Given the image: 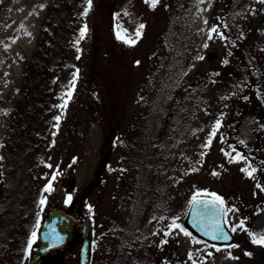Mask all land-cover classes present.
Instances as JSON below:
<instances>
[{
  "label": "rangeland",
  "instance_id": "obj_1",
  "mask_svg": "<svg viewBox=\"0 0 264 264\" xmlns=\"http://www.w3.org/2000/svg\"><path fill=\"white\" fill-rule=\"evenodd\" d=\"M165 1L158 0L153 10L150 0H91L84 16L87 0H0V154L7 146H40L31 173L40 184L52 185L50 192L41 191L30 221L24 209L19 210L24 216L14 217L16 226L7 236L13 242L11 252L25 234L26 250L21 261L3 264H29L39 244L42 219L53 206L66 210L74 206L81 220H90V264H263L253 251L263 249L264 244L251 245L250 234L258 238L264 233V108L252 112L249 105H242L259 98L264 103V0H195L194 55L182 71L178 89L186 122L178 124L169 146H151L152 160L143 162L138 149L142 146L138 143L140 128L153 98L151 87L160 77L154 72L162 52L157 38L150 35L155 23L164 25V19L158 15L153 19L152 13L161 12ZM176 1L186 4L190 0ZM111 2L115 13L128 5L141 12L144 27L138 30L142 39L136 47L124 42L128 51L123 55L114 47L117 60L111 63L101 57V66H97L92 62V46L97 35L105 41L111 32L112 17L105 15V25L101 21ZM52 7L60 16H54L57 22L54 19L49 25ZM224 23L235 33L229 39ZM85 24L87 32L81 39ZM39 41L44 44L41 59L47 58L46 76L43 80L40 75L44 86L30 95L25 78ZM244 66L258 79L250 73L245 81L247 73L238 72ZM196 74L208 76L204 90L187 86ZM43 92L49 103L40 102ZM34 112L39 117L36 124ZM16 116L25 119V127L20 125L15 140L12 134L19 131L13 129ZM235 119L241 133L249 131V142L254 145L231 146L225 140L228 124ZM217 121L220 126L208 145ZM100 163L103 170L97 182ZM242 169L255 172L249 176ZM59 181L64 186L56 191ZM197 192L208 197L215 193L223 199L230 231L243 221L242 228L231 231L230 243L208 241L186 224L189 204ZM1 198L0 202L7 200V196ZM25 219L27 227L22 228ZM174 219L192 235L170 228ZM80 242L77 236L73 243L52 250L42 264H78ZM243 245L248 246L249 255L240 249Z\"/></svg>",
  "mask_w": 264,
  "mask_h": 264
},
{
  "label": "trees",
  "instance_id": "obj_2",
  "mask_svg": "<svg viewBox=\"0 0 264 264\" xmlns=\"http://www.w3.org/2000/svg\"><path fill=\"white\" fill-rule=\"evenodd\" d=\"M151 2V0H150ZM57 3V2H56ZM158 3L154 7L155 10L158 7ZM175 5L177 6L175 8ZM163 10L161 12L152 13L153 19L154 17H161L164 19V25L157 26L155 23V29L152 28L151 32L153 37H156L157 45L162 49L160 53L161 60L160 62L155 61V66L157 69L154 73L160 74L158 81L154 84L151 96H153L152 101L148 103L149 106L145 108V121L141 125V136L138 143L142 144V146H138L139 151L141 152L143 162L152 160L151 158V146L168 145L173 138V134L176 131V127L182 121L186 122V119L183 114V106L184 100L181 97L182 92H178L179 87L181 86L182 79V71L185 69L186 65L190 62L191 57L194 55L191 50L195 41V29L193 27V17H194V6L195 0H190L188 3H184V1H172L166 0L165 3L162 4ZM135 6L128 5L126 7H120L118 13L114 12V6L111 3H108L103 11L101 21L105 25V15H110L112 20L111 24V32L102 40V37L99 38L98 35L95 37L94 45L92 46V62L96 63V65H100L102 63L101 57L107 59L111 62L113 60H117L113 58L116 57V54L112 49L114 47H118L122 55L128 51V49H124V42H128L129 46L138 45V42L141 41L140 35L137 36L138 28L141 24V12L137 9H134ZM222 10V3L221 9ZM220 10L216 11L219 13ZM215 13V16H216ZM53 15V16H51ZM57 15L55 7H52L50 10V14L47 16L48 24L51 25L52 20H54V16ZM60 15L58 14L56 18ZM125 17H130L131 20L125 21ZM119 21V26L116 27V22ZM56 19L54 23H56ZM211 25H214L213 23ZM217 25V24H215ZM225 34L228 39L234 35V31L228 26V23H224ZM150 31L148 29L147 34ZM44 44L39 41L38 47L36 48L32 60L28 65L27 74L25 78V87L26 91L30 92V95L36 91L37 88H42L44 85L40 83L39 77L42 74L43 80H45L46 74H44V65L47 67L46 59H41V52L43 51ZM156 48V45L154 46ZM57 56V55H56ZM68 61V59H67ZM153 61V60H152ZM112 63V62H111ZM52 66V65H51ZM248 67L244 66L240 73L246 74L243 75L245 81H248L251 73L253 77L256 76V73H252L251 69L248 71ZM231 71L235 74L238 72L234 71L231 68ZM52 75V74H50ZM54 75V74H53ZM52 75V77H53ZM111 75H113L111 73ZM53 78H56L54 76ZM208 76L198 75L194 76L193 81L187 83V86H193L192 88L198 90L200 88L205 89L207 85ZM250 80V79H249ZM253 91H256V86L251 85ZM194 90V91H195ZM253 98H256V95L253 94ZM40 102L49 103L50 98L46 97L45 92L39 94ZM251 97V95H250ZM260 100V98H259ZM256 100H249L246 104L249 105L252 112L261 111L264 108V103ZM23 100L19 102V105L23 107ZM42 106V104L40 103ZM35 118L33 119L34 124L37 123L39 117L34 112ZM17 124L14 125L13 129H19L16 133L12 134L14 139H17V135L21 133V127L25 123V119L17 118ZM33 121L32 124H33ZM237 119L235 122L228 124V136H225V140L229 141L228 143L231 146H251L254 145L249 142L250 133L248 130H244L241 133L240 123L237 128ZM25 127V124H24ZM28 132V130H26ZM21 138L20 142H24ZM19 142V141H18ZM40 146H7L3 154H0V160L2 161L0 164V198L4 195L7 196V200L0 202V264L4 262L13 261H21L24 257V253L27 245V236L24 235L21 242L14 246V250L11 252V245L13 242L7 239L9 235V229H12L16 226L14 222V217H22L24 213H20L19 210H25L29 215L28 218H32V213L34 209L38 208V199L41 197V191H43L46 187V183L40 184L35 177L32 176L34 168L32 166L36 162L35 158H37V153H40ZM247 149V148H246ZM15 159H18L17 163ZM258 160H256V164ZM255 164V165H256ZM19 178V181L17 179ZM32 190V192H31ZM13 198V200L9 203V201ZM2 200V198H1ZM8 202V203H7ZM25 219V224H21L22 228L27 227ZM16 234V233H15ZM19 236V235H18ZM253 245V242L250 243ZM248 246L243 245L240 247L244 253L249 252L247 249ZM254 253H256L259 259L263 261L264 264V248H254ZM8 253H11L10 257L4 259V256Z\"/></svg>",
  "mask_w": 264,
  "mask_h": 264
},
{
  "label": "water",
  "instance_id": "obj_3",
  "mask_svg": "<svg viewBox=\"0 0 264 264\" xmlns=\"http://www.w3.org/2000/svg\"><path fill=\"white\" fill-rule=\"evenodd\" d=\"M62 186V182L60 181L55 190L59 191ZM197 199L201 201H210L213 198L207 196H198ZM213 219L214 218L212 214L205 210L202 205L194 206L190 203L186 215L187 225H189L197 234L210 241L219 243L230 242L233 238V235L226 226V223H222V226L230 239L213 240L209 235H205V231L202 230V228L210 231L212 227L211 221ZM223 219L225 220V216ZM76 226L77 219L72 213L57 206L50 207L42 220L39 230V245L36 251L31 253L29 264H42L44 254L48 253L53 248H60L67 243L72 242L74 240ZM89 231V221L86 220L82 224V233L84 238L80 246L78 264H89Z\"/></svg>",
  "mask_w": 264,
  "mask_h": 264
},
{
  "label": "snow or ice",
  "instance_id": "obj_4",
  "mask_svg": "<svg viewBox=\"0 0 264 264\" xmlns=\"http://www.w3.org/2000/svg\"><path fill=\"white\" fill-rule=\"evenodd\" d=\"M145 2H149V0H145ZM158 3V0H151V4H152V7H155L156 4ZM91 8V0H87V7L85 9V11L83 12V15L86 16L87 13H88V10H90ZM205 23H207V21H205ZM140 29H143L144 25H140L139 26ZM213 32L216 31L215 28L212 29ZM87 32V25L85 24L84 27L81 29L80 31V38L83 39L85 34ZM140 35V31L138 30L137 31V36ZM78 43V41H77ZM205 47H207V45H205ZM202 59V57H201ZM139 63V62H137ZM225 63H227V61H225ZM78 71V70H77ZM72 87H74V81L72 82ZM67 96L68 98L70 99L71 98V91H69L67 93ZM67 103V101H65V104ZM55 120L57 122H59L60 120V116H56L55 117ZM58 123L56 125V127L58 128ZM220 126V122L217 121L216 125L214 126L213 128V131L212 133L210 134L209 136V139H208V145L211 144V139L213 136H215L216 134V130L219 128ZM225 155L227 156H231L232 153H225ZM237 156L240 157V159H244V157L237 153ZM235 159V158H234ZM49 167H51V165H49ZM242 171H245L247 172V174L249 176H252L253 172H255V169H252V171H248L247 169H242ZM58 174V173H57ZM214 175H216V173H213ZM53 180H55V175L52 177ZM52 190V185L51 183H49L44 191L46 192H50ZM201 193L197 192L196 195H194L192 197V200H191V204L192 205H202L203 208L205 210H207L208 212H210L213 216V220L211 221V224H212V227H211V230H205L204 228H202V230L205 231V235H209L211 237V239L213 240H228L230 239V237L228 236L227 232H225L223 226H222V223H227L226 220L223 219L224 216H226V212L224 211V208H223V205H224V201L221 197L217 196L215 193H212V197L213 199L210 200V201H201V200H198L197 197L200 196ZM71 196L68 197V200L71 201ZM45 203V200H41L40 201V204L43 205ZM178 219V217L176 218ZM195 219V217H194ZM170 228H176V229H180V231H182L184 233V235L186 236H191L192 233L187 231L186 229H184L180 224L176 223V220L174 219L172 224L169 226ZM237 227H243V221H241L240 225L236 226V227H232L231 228V231L235 232L237 230ZM252 236V242L253 243H257V244H264V233L260 234L259 237L257 238V236L255 234H250ZM36 239V232L34 231L32 233V241H34ZM32 241L29 242L28 244V248L31 249V246H32ZM167 241H164V243H166ZM194 242L196 243H199L200 241L198 240H194ZM217 251H219V249H217ZM246 255H249L248 253H246Z\"/></svg>",
  "mask_w": 264,
  "mask_h": 264
},
{
  "label": "flooded vegetation",
  "instance_id": "obj_5",
  "mask_svg": "<svg viewBox=\"0 0 264 264\" xmlns=\"http://www.w3.org/2000/svg\"><path fill=\"white\" fill-rule=\"evenodd\" d=\"M104 161H105V159H104ZM103 161V162H104ZM106 163V162H105ZM100 170H99V172H98V181L97 182H100V177H101V174H102V170H103V163H100ZM64 177H67V175L65 174L64 175ZM64 186V185H63ZM97 196H99V193H98V195ZM76 202V201H75ZM74 207V206H73ZM73 207L72 208H70L69 209V211H71V213H73L76 217H77V219H78V224H77V227H76V231H75V239L77 238V236H81V239H82V236H83V233H82V223H83V221H85L86 220V218H83V220H81L80 218H79V216H78V214L76 213V211H75V209L76 208H74V210H73ZM73 210V211H72ZM84 215V214H83ZM84 217V216H83ZM90 233H91V230H90ZM91 237H90V243H91Z\"/></svg>",
  "mask_w": 264,
  "mask_h": 264
}]
</instances>
